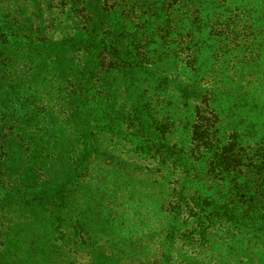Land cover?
<instances>
[{
	"label": "rangeland",
	"instance_id": "374dc122",
	"mask_svg": "<svg viewBox=\"0 0 264 264\" xmlns=\"http://www.w3.org/2000/svg\"><path fill=\"white\" fill-rule=\"evenodd\" d=\"M0 264H264V0H0Z\"/></svg>",
	"mask_w": 264,
	"mask_h": 264
}]
</instances>
